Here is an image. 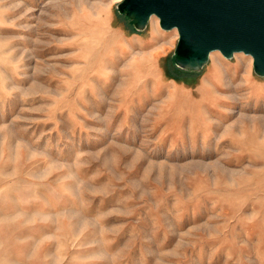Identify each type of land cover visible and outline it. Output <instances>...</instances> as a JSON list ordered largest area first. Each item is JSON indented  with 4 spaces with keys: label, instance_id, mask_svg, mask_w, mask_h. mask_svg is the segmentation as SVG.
Masks as SVG:
<instances>
[{
    "label": "rangeland",
    "instance_id": "1",
    "mask_svg": "<svg viewBox=\"0 0 264 264\" xmlns=\"http://www.w3.org/2000/svg\"><path fill=\"white\" fill-rule=\"evenodd\" d=\"M122 1L0 0V264H264V76Z\"/></svg>",
    "mask_w": 264,
    "mask_h": 264
},
{
    "label": "water",
    "instance_id": "2",
    "mask_svg": "<svg viewBox=\"0 0 264 264\" xmlns=\"http://www.w3.org/2000/svg\"><path fill=\"white\" fill-rule=\"evenodd\" d=\"M119 10L137 29L154 15L163 29H177L175 60L184 69H201L216 50L244 52L264 76V0H123Z\"/></svg>",
    "mask_w": 264,
    "mask_h": 264
},
{
    "label": "bare ground",
    "instance_id": "3",
    "mask_svg": "<svg viewBox=\"0 0 264 264\" xmlns=\"http://www.w3.org/2000/svg\"><path fill=\"white\" fill-rule=\"evenodd\" d=\"M213 54H214V53L212 52V53L210 54V56L212 57ZM210 76H211V75H210ZM211 81H212V83H214V84L216 83V79H215V78H213V80H212V78H211ZM204 95H205V94H204ZM189 101H191V103H193V101H192L191 99H189ZM190 112H192V110L189 109V110H188V114H189V115H190Z\"/></svg>",
    "mask_w": 264,
    "mask_h": 264
}]
</instances>
